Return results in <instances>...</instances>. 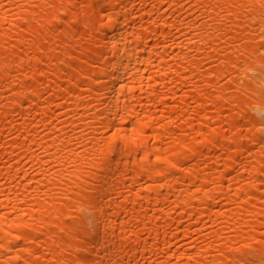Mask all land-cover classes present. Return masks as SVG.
<instances>
[{"label":"bare ground","instance_id":"obj_1","mask_svg":"<svg viewBox=\"0 0 264 264\" xmlns=\"http://www.w3.org/2000/svg\"><path fill=\"white\" fill-rule=\"evenodd\" d=\"M261 128L264 0H0V264H264Z\"/></svg>","mask_w":264,"mask_h":264},{"label":"snow or ice","instance_id":"obj_2","mask_svg":"<svg viewBox=\"0 0 264 264\" xmlns=\"http://www.w3.org/2000/svg\"><path fill=\"white\" fill-rule=\"evenodd\" d=\"M97 6H99V5H97ZM261 132H264V128H261ZM262 143H264V141H262ZM108 164H109V160L105 159V160H103L102 164L99 166L98 169L96 168V165H93V168L96 171L100 172V175L96 177L95 182H97V183L101 182V178L103 175L102 169L106 168L108 166ZM262 171H264V170H262ZM94 224H95V222H94ZM233 264H249V261H247L243 255H239L233 259Z\"/></svg>","mask_w":264,"mask_h":264}]
</instances>
